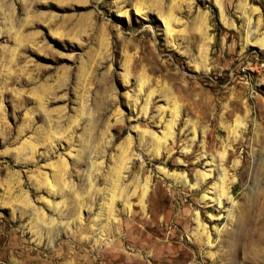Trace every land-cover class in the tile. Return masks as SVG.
<instances>
[{
  "label": "rangeland",
  "instance_id": "374dc122",
  "mask_svg": "<svg viewBox=\"0 0 264 264\" xmlns=\"http://www.w3.org/2000/svg\"><path fill=\"white\" fill-rule=\"evenodd\" d=\"M262 64L264 0H0V264H264Z\"/></svg>",
  "mask_w": 264,
  "mask_h": 264
},
{
  "label": "bare ground",
  "instance_id": "6f19581e",
  "mask_svg": "<svg viewBox=\"0 0 264 264\" xmlns=\"http://www.w3.org/2000/svg\"><path fill=\"white\" fill-rule=\"evenodd\" d=\"M191 154H192V153H191ZM224 158H225V157L223 156V157H222V162H223V159H224ZM218 189H219V188H218ZM144 195H146V194H144ZM221 195H226V193H225L224 190H223V192H222ZM215 197H216V196H215ZM224 197H225V196H224ZM226 197H228V200H229V201L232 200L231 197H229V196H227V195H226ZM219 198H223V197H222V196H218V199L216 198L217 201H218V203L221 204V199H219ZM198 222H199V218H198ZM199 226H200V225H199ZM253 232H254V231H253ZM175 235H176V234H175ZM247 236H248V235H247ZM250 236H251V235H250ZM173 237H174V236H173ZM173 237H172V238H173ZM172 238H171V239H172ZM249 238H250V237H249ZM169 239H170V238H169ZM176 239H177V238H176ZM209 240H210V239H209ZM251 240H252V239H251ZM258 240H259V239H258ZM247 241H248V240H247ZM249 241H250V240H249ZM249 241H248V242H249ZM248 242H247V245H248ZM210 243H211V242H210ZM261 243H263V242L261 241ZM210 245H211V244H210ZM253 245L255 246V248L253 249V251L256 252V253H260L262 249L258 246V242H254V243H252V246H253ZM250 246H251V245H250ZM181 254H182V253H181ZM185 254H186V253H185ZM122 257H123V256H121V259H122Z\"/></svg>",
  "mask_w": 264,
  "mask_h": 264
},
{
  "label": "built area",
  "instance_id": "2783aa9c",
  "mask_svg": "<svg viewBox=\"0 0 264 264\" xmlns=\"http://www.w3.org/2000/svg\"><path fill=\"white\" fill-rule=\"evenodd\" d=\"M262 69H263V71H264V64H262Z\"/></svg>",
  "mask_w": 264,
  "mask_h": 264
}]
</instances>
